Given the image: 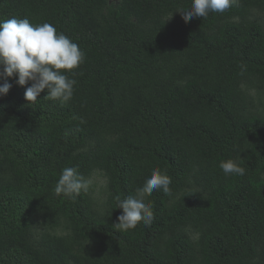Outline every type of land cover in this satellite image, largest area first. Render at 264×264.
<instances>
[{
    "label": "trees",
    "instance_id": "1",
    "mask_svg": "<svg viewBox=\"0 0 264 264\" xmlns=\"http://www.w3.org/2000/svg\"><path fill=\"white\" fill-rule=\"evenodd\" d=\"M191 3L0 0V21L47 22L85 53L67 103L6 78L0 264H264V0L185 22ZM228 159L246 173L225 176ZM66 167L87 193H55ZM155 169L171 195L145 197L151 226L117 230L116 198Z\"/></svg>",
    "mask_w": 264,
    "mask_h": 264
},
{
    "label": "clouds",
    "instance_id": "2",
    "mask_svg": "<svg viewBox=\"0 0 264 264\" xmlns=\"http://www.w3.org/2000/svg\"><path fill=\"white\" fill-rule=\"evenodd\" d=\"M236 3L237 0H192L190 8L176 11L180 12L185 22H189L196 17H207L210 12L224 13ZM84 61L85 53L52 24L45 22L34 25L27 18L16 17L0 21V66L3 67L0 77L5 78L0 84V96L7 95L12 87L6 78L16 76V83L20 86L32 82L24 93L29 103H35L45 89L48 99L67 103L73 97L76 83L68 74H74ZM219 168L225 176H242L246 173V169L233 159L221 161ZM171 183L170 176L155 169L144 185L136 190V195L122 200L117 197V208L122 209V213L118 216V223L114 224L115 228L128 231L141 222L151 226L154 212L144 199L157 190L171 195ZM90 185L91 180L86 179L76 167H66L54 191L57 195L71 198L82 192L87 193Z\"/></svg>",
    "mask_w": 264,
    "mask_h": 264
},
{
    "label": "rangeland",
    "instance_id": "3",
    "mask_svg": "<svg viewBox=\"0 0 264 264\" xmlns=\"http://www.w3.org/2000/svg\"><path fill=\"white\" fill-rule=\"evenodd\" d=\"M95 180H96V177H95Z\"/></svg>",
    "mask_w": 264,
    "mask_h": 264
}]
</instances>
